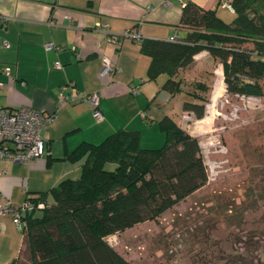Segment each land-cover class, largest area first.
Segmentation results:
<instances>
[{
	"label": "crops",
	"instance_id": "0c3cea01",
	"mask_svg": "<svg viewBox=\"0 0 264 264\" xmlns=\"http://www.w3.org/2000/svg\"><path fill=\"white\" fill-rule=\"evenodd\" d=\"M166 1L0 0V67L10 68L8 74L0 72V105L57 115L41 131L46 142L44 156L28 163L0 160L1 203L20 206L64 179H77L82 161L71 162L64 157L83 142L98 144L113 132L131 130L139 132L142 148L155 149L163 144L158 121L164 116L173 119L170 111L176 113L178 108L172 107L167 113L160 110V104L170 103L175 96L161 88L165 75L147 81L150 59L140 52V41L183 35L180 2L191 1L214 10L225 22L233 18V10L222 7L221 0ZM97 23L106 24L108 34L98 30ZM125 31H135L139 38L122 37L119 43L112 39ZM3 42L8 45L3 46ZM46 43L59 49L46 50ZM209 57L202 51L194 57L193 65L199 60L207 62ZM103 58L118 68L110 77L100 75ZM56 63L61 68H56ZM213 73L218 84L223 82L221 64ZM67 83L73 84L78 96L91 92L100 95V122L95 121L85 101L57 107L59 88ZM131 85L139 87L136 94L129 91ZM174 121L183 128L182 120ZM23 241L14 217L0 215V264L16 259Z\"/></svg>",
	"mask_w": 264,
	"mask_h": 264
},
{
	"label": "trees",
	"instance_id": "16d2710c",
	"mask_svg": "<svg viewBox=\"0 0 264 264\" xmlns=\"http://www.w3.org/2000/svg\"><path fill=\"white\" fill-rule=\"evenodd\" d=\"M227 1L233 10L229 22L187 1L177 41L139 40L140 52L150 59L147 81L165 75L161 88L171 97L181 93L182 73L206 51L221 64L227 93L264 95V0ZM112 39L118 43L121 37ZM247 43L252 47L244 48ZM193 84L195 90L208 87L202 80ZM188 94L182 111L202 119L206 99ZM158 126L164 135L159 148H142L138 131L119 130L98 144L83 142L64 157L82 161L80 176L27 198L33 209L24 213L20 230L29 264H130L105 236L157 217L207 183L198 140L169 116ZM19 256L8 264L23 262Z\"/></svg>",
	"mask_w": 264,
	"mask_h": 264
},
{
	"label": "rangeland",
	"instance_id": "374dc122",
	"mask_svg": "<svg viewBox=\"0 0 264 264\" xmlns=\"http://www.w3.org/2000/svg\"><path fill=\"white\" fill-rule=\"evenodd\" d=\"M217 65L199 60L182 73L181 93L160 104L166 113L177 107L170 115L198 140L207 183L157 217L105 236L130 264H264V95L227 93ZM196 80L206 90H195ZM193 92L206 99L200 120L181 109ZM27 257L24 245L20 264Z\"/></svg>",
	"mask_w": 264,
	"mask_h": 264
},
{
	"label": "built area",
	"instance_id": "2783aa9c",
	"mask_svg": "<svg viewBox=\"0 0 264 264\" xmlns=\"http://www.w3.org/2000/svg\"><path fill=\"white\" fill-rule=\"evenodd\" d=\"M166 3L167 1L164 0ZM183 6L184 3L180 2ZM221 6L229 8L227 0H221ZM96 28L104 34H108L109 27L106 24L97 23ZM122 37H133L138 39L139 35L135 31H125ZM178 36L169 37L168 41H177ZM120 42V41H119ZM118 42V43H119ZM7 42H3V46H7ZM59 47L53 46L51 43L45 44V49L49 50ZM56 68H61L56 63ZM118 70L117 66L107 58H103L102 67L100 69L101 76H112ZM10 68L8 66L0 67V72L8 74ZM2 84L0 83V88ZM139 87L131 85L129 91L133 94L138 92ZM71 90V91H69ZM72 83L62 85L58 91V104L61 105L72 103L78 100L87 102L92 108V116L96 122L103 119L99 108L100 95L97 92L82 94L80 96L74 93ZM56 112L46 113L29 107L8 108L0 105V160L8 159L13 162L28 163L35 158L44 156L46 153V142L41 135L43 126L52 122L56 118ZM38 208L42 205L38 204ZM33 209L31 202L26 200L22 205L15 206L10 202H0V215H12L17 226L22 227L23 215Z\"/></svg>",
	"mask_w": 264,
	"mask_h": 264
}]
</instances>
